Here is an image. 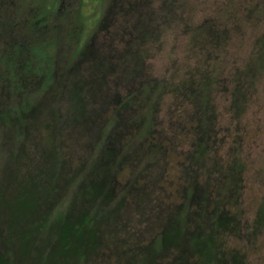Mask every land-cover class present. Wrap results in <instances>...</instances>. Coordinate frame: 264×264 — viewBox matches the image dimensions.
<instances>
[{
    "label": "rangeland",
    "instance_id": "obj_1",
    "mask_svg": "<svg viewBox=\"0 0 264 264\" xmlns=\"http://www.w3.org/2000/svg\"><path fill=\"white\" fill-rule=\"evenodd\" d=\"M263 41L264 0H0V199L41 167L106 211L109 174L117 233L86 264H264Z\"/></svg>",
    "mask_w": 264,
    "mask_h": 264
},
{
    "label": "trees",
    "instance_id": "obj_2",
    "mask_svg": "<svg viewBox=\"0 0 264 264\" xmlns=\"http://www.w3.org/2000/svg\"><path fill=\"white\" fill-rule=\"evenodd\" d=\"M206 24L207 26L193 31L195 37L203 33L205 35L207 30L211 37L220 34L214 21L211 23L207 21ZM260 56L259 65L255 68L257 72L255 73V69H248L246 72L250 80L264 69V41L260 48ZM208 83L210 82L205 84ZM205 89L206 87L201 85L199 94L202 95ZM81 92L79 89L74 92L79 101L82 100ZM73 99L76 102L77 97ZM82 103H86V100L83 99ZM201 107L205 108V105ZM208 117L209 113L206 116L207 126L203 131L210 134L214 130L213 115L210 114L211 120ZM202 151L206 157L209 155L205 145L201 146L198 155H201ZM56 155V151L52 152L51 159ZM243 170L244 164L241 160L236 159L230 165V175L234 178L231 189L237 186ZM55 176V173L37 167L27 178L13 182L18 192L17 196L15 194L11 198L0 199V264H86L90 258L100 256L107 245V234L113 236L117 233V230L111 229V225L118 217L117 213L123 205V200L120 199L113 205L118 197L114 195L112 184L114 181L111 175L106 174L96 180L92 179L87 189V194L91 197H96L98 193L102 194V199L108 203L106 211L102 207L88 206L85 198L73 200L74 203L70 206L64 205L67 192L75 190L70 189L69 182L66 177L63 178L62 173L59 178L62 182L53 183ZM208 185L210 183L204 187L196 185L194 189L197 191L199 188L197 191L199 193L200 190L205 191ZM262 212L263 210L261 214ZM220 216L218 227L229 221L228 217L232 219L229 211L223 212ZM178 224L172 223L165 229L163 237L165 243L169 242V239L176 242L184 235ZM117 225L118 221L114 227ZM206 241L215 242V234L209 232L206 235L202 248L206 247Z\"/></svg>",
    "mask_w": 264,
    "mask_h": 264
}]
</instances>
